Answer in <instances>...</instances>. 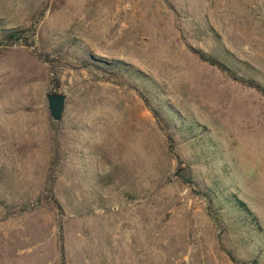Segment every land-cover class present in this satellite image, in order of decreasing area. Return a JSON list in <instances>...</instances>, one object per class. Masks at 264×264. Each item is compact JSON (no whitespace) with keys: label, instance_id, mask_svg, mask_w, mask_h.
Returning <instances> with one entry per match:
<instances>
[{"label":"rangeland","instance_id":"1","mask_svg":"<svg viewBox=\"0 0 264 264\" xmlns=\"http://www.w3.org/2000/svg\"><path fill=\"white\" fill-rule=\"evenodd\" d=\"M0 264H264V0H0Z\"/></svg>","mask_w":264,"mask_h":264},{"label":"trees","instance_id":"2","mask_svg":"<svg viewBox=\"0 0 264 264\" xmlns=\"http://www.w3.org/2000/svg\"><path fill=\"white\" fill-rule=\"evenodd\" d=\"M19 37V38H26V36H24V31L21 30V29H17V30H10L6 37L8 38H14V37ZM34 52L43 60H48V57L40 52H37L36 50H34ZM115 63L116 62H112L110 64L106 63L104 66H101V70L103 71H106L107 74L109 75L108 79H111L112 81H115V78L112 76L114 75L113 72H112V69L114 68L115 66ZM108 68H112V69H108ZM51 82L53 84V88H56L59 84V73L58 71L54 70L53 72V77L51 78ZM126 86H130L132 87V85H130L129 83H125ZM135 91L138 93V95L140 96V98L144 101V103L146 104V106L148 107V109L153 113V115L158 118V111L156 110V108L150 103L147 95L140 89L138 88H135ZM52 93H58V92H55L54 90H51ZM165 132V131H164ZM165 136H166V139H167V147L169 149V151H174V141H173V138L172 136L168 133V132H165ZM180 162V161H178ZM187 183H190V182H187ZM209 200V198H208ZM211 202V199L209 200V203ZM235 203V206L241 211L243 212L244 214H246L247 216H253L252 215V212L250 211V209L248 208V206L245 204L244 201L240 200V199H235L234 201ZM255 220V219H254ZM254 262V261H253Z\"/></svg>","mask_w":264,"mask_h":264},{"label":"water","instance_id":"3","mask_svg":"<svg viewBox=\"0 0 264 264\" xmlns=\"http://www.w3.org/2000/svg\"><path fill=\"white\" fill-rule=\"evenodd\" d=\"M48 109L51 117L55 121H59L62 117V113L65 105V95L62 93H47ZM176 175L182 178L186 182L192 181L191 171L188 166L179 168L176 171Z\"/></svg>","mask_w":264,"mask_h":264}]
</instances>
